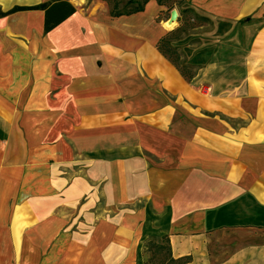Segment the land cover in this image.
<instances>
[{
	"label": "crops",
	"instance_id": "obj_1",
	"mask_svg": "<svg viewBox=\"0 0 264 264\" xmlns=\"http://www.w3.org/2000/svg\"><path fill=\"white\" fill-rule=\"evenodd\" d=\"M60 3L75 13L46 34V11ZM10 6L25 9L0 21L9 26L0 46L33 49L34 30L46 67H1L4 96L21 98L6 102L60 104L83 136L107 125L106 147L84 158L93 176L106 165L105 177L79 178L61 193L95 221L86 227H115L104 246L94 236L86 262H126L136 233L155 227L189 264H264V21L219 76L206 66L187 81L158 48L167 28L156 0L118 18L106 0H0Z\"/></svg>",
	"mask_w": 264,
	"mask_h": 264
},
{
	"label": "rangeland",
	"instance_id": "obj_2",
	"mask_svg": "<svg viewBox=\"0 0 264 264\" xmlns=\"http://www.w3.org/2000/svg\"><path fill=\"white\" fill-rule=\"evenodd\" d=\"M162 2L164 5L157 1V21L173 22L163 38L165 44L179 51L182 65L191 68L194 74L207 66L218 75L221 63L227 59L231 63L239 60L236 47L241 49L244 44L252 48L253 24L257 27L264 21V0ZM15 8H0V21L17 12ZM7 27L0 23V30ZM261 28L264 31V25ZM32 34L30 42L38 40L33 49L25 45V49L0 46V68L24 65L39 70L46 67L39 62L43 37L34 30ZM260 47L264 48V42ZM230 49L234 51L229 52ZM244 69L239 67L240 72ZM224 80H235L234 72H228ZM6 85H0V264H93L86 262V257L92 254L89 245L96 239L101 246L107 244L106 238L116 235L115 227H99L97 232L93 227H86L95 221L84 218L83 214L77 215L76 208L70 209L65 195L61 200V193H66L65 189L79 178L105 177L102 168L106 165L98 166L100 170L93 176L85 159L91 148L106 147L109 137L101 133L107 131V125L100 121L98 136H83L81 129H76L75 120L63 118L60 104L6 102L21 99L5 97ZM216 90H220L218 86ZM103 150L100 155L106 153ZM102 185L95 187L100 190ZM45 204L51 210H45ZM106 216L100 215L99 223ZM148 229L136 233L129 260L112 264H150L151 245L162 249L154 263L167 264L164 252L167 237L155 227ZM259 246L264 247V240Z\"/></svg>",
	"mask_w": 264,
	"mask_h": 264
},
{
	"label": "trees",
	"instance_id": "obj_3",
	"mask_svg": "<svg viewBox=\"0 0 264 264\" xmlns=\"http://www.w3.org/2000/svg\"><path fill=\"white\" fill-rule=\"evenodd\" d=\"M111 5V16L114 18H118L121 16H129L133 14H137L140 12H143L145 10L146 5L151 0H106ZM160 5H164L162 0H157ZM24 7H17V10H24ZM54 13L57 14L56 17H54ZM75 13V9L67 3H60L55 4L51 6L46 11L45 16V33L51 32L55 27H57L59 24H61L64 20L69 18ZM159 50L163 53V55L169 59V61L177 68V70L181 73V75L187 80L191 81L194 78V72L191 70V68L187 66L182 65V58L179 51L169 45L165 44L164 39H161V41L158 44ZM167 248L164 250L166 254L167 264H189L190 258H179L175 259L172 255L171 248H170V240L169 238H165ZM154 250V251H152ZM149 252L152 254V259L150 264L154 263V258L156 255H159L162 252L161 247L157 245H151V248H149ZM163 264H165L163 262Z\"/></svg>",
	"mask_w": 264,
	"mask_h": 264
},
{
	"label": "bare ground",
	"instance_id": "obj_4",
	"mask_svg": "<svg viewBox=\"0 0 264 264\" xmlns=\"http://www.w3.org/2000/svg\"><path fill=\"white\" fill-rule=\"evenodd\" d=\"M173 27V22L168 21L167 23H165V28L169 29Z\"/></svg>",
	"mask_w": 264,
	"mask_h": 264
},
{
	"label": "water",
	"instance_id": "obj_5",
	"mask_svg": "<svg viewBox=\"0 0 264 264\" xmlns=\"http://www.w3.org/2000/svg\"><path fill=\"white\" fill-rule=\"evenodd\" d=\"M172 17H173V19H175L177 16H176V14L174 13Z\"/></svg>",
	"mask_w": 264,
	"mask_h": 264
}]
</instances>
